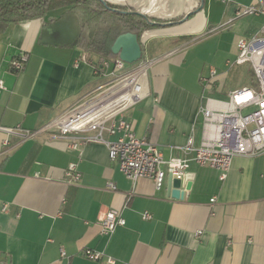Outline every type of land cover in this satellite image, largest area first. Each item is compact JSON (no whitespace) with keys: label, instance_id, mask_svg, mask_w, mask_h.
Listing matches in <instances>:
<instances>
[{"label":"crops","instance_id":"crops-1","mask_svg":"<svg viewBox=\"0 0 264 264\" xmlns=\"http://www.w3.org/2000/svg\"><path fill=\"white\" fill-rule=\"evenodd\" d=\"M103 1L167 25L142 35L145 58L158 61L147 73L145 99L116 120L127 121L138 138L160 147L165 160L187 157L180 149L191 136L200 144L201 109L207 101L227 102L231 92L256 86L240 71L230 76L237 67V43L227 51L234 62L228 58L225 63L207 44L193 49L189 44L196 43L195 35L201 34V41L215 35L214 29L235 20L238 7L251 5L221 3L225 9L219 15L206 0ZM69 11L52 10L0 33V79L5 86L1 127L20 125L35 131L115 81L111 70L96 73L102 58L82 49L81 21ZM247 17L251 19L245 24L237 27V19L224 30L237 27L239 39L251 37L264 24V16ZM155 39L164 49L153 57L147 45ZM22 53L28 61L23 71L15 72L11 62ZM106 139L115 141L117 135ZM71 164L81 176L73 186L65 176ZM188 183L192 186L186 192ZM181 190L187 194L184 199L170 196L168 177L159 191L150 179L130 180L101 143L88 144L80 153L50 133L20 142L0 131V262L264 264V154L236 157L225 181L217 171L192 162ZM110 211L120 213L125 225L107 236L102 223ZM145 213L150 220L143 219ZM85 250L104 258L89 260Z\"/></svg>","mask_w":264,"mask_h":264},{"label":"built area","instance_id":"built-area-1","mask_svg":"<svg viewBox=\"0 0 264 264\" xmlns=\"http://www.w3.org/2000/svg\"><path fill=\"white\" fill-rule=\"evenodd\" d=\"M216 1L225 5L236 3V0ZM255 2V5L238 7L235 20L247 16H264V0ZM235 20L214 29L212 33L230 27ZM237 50L235 65H249L256 86L231 92L227 102L211 99L207 101L206 106L201 109L203 133L200 144L197 145L195 138L191 136L180 149L187 157L165 160L160 147L138 138L127 121L116 120L147 96L139 95V92L143 89V81L146 83L149 69L158 61L156 58H144L128 67L119 58L101 59L99 63L102 67L98 69L95 65L96 73L103 75L106 74L105 70H111L110 75L115 78L112 85L35 131L20 125L13 128L0 126V131L9 137H17L20 142L50 133L53 139L67 140L69 148L80 153L88 144H104L108 148L111 162L117 163L127 178L134 182L150 179L158 191L164 187L169 176L184 181L192 162L217 171L220 179L225 181L236 157L254 158L264 154V24L256 34L239 39ZM85 60L86 57H83L82 61ZM27 61L28 56L22 53L11 62V68L15 72H21ZM215 75L216 72L212 70L211 76L214 78ZM4 89V82L0 79V96ZM107 135H117V139L109 141L106 139ZM4 145L8 146L9 141L6 140ZM65 176L66 183L71 186L77 185L81 177L75 164L68 167ZM109 189L115 191L116 187L109 184ZM6 209L4 206L3 211ZM143 219L150 220L151 215L145 213ZM124 225L125 220L121 214L110 211L103 220L102 233L110 236ZM83 256L92 261L104 258L102 253L92 250L83 251ZM108 264H114V260L108 259Z\"/></svg>","mask_w":264,"mask_h":264},{"label":"trees","instance_id":"trees-1","mask_svg":"<svg viewBox=\"0 0 264 264\" xmlns=\"http://www.w3.org/2000/svg\"><path fill=\"white\" fill-rule=\"evenodd\" d=\"M61 8H70L68 14L81 21L82 49L107 60L118 58L111 53V47L118 36L134 33L141 41L144 33L167 26L133 10L108 4L103 0H0V33L11 24L42 19L47 12ZM185 19L186 17H183L173 21L172 26L180 24ZM145 57L144 49L142 59ZM101 67L102 65L97 63V68ZM250 73L253 75L252 70Z\"/></svg>","mask_w":264,"mask_h":264},{"label":"rangeland","instance_id":"rangeland-1","mask_svg":"<svg viewBox=\"0 0 264 264\" xmlns=\"http://www.w3.org/2000/svg\"><path fill=\"white\" fill-rule=\"evenodd\" d=\"M206 1H207V4H209V6H212L214 11H216L219 15L223 14V11L225 9V6H223V4H221L219 2H216L214 0H206ZM254 1L255 0H252V1L251 0H237L238 3L243 4V5H252V4L255 5ZM249 19H251V17H244L242 19H238L235 24H237V27H238V25L240 23L241 24H245L246 21L249 20ZM237 27L236 28L234 27L231 31H229V30L228 31L227 30L226 31L225 30H220L215 35L213 34L214 38L212 40H210V37L212 38L213 36H210L207 39H205L204 41H201V39H199L201 34L200 35H195L193 37V39L194 40L196 39L195 40L196 43H191L190 42V44H189L190 46L188 48L189 49H193V48H197V47H199V46H201L203 44H207V46L210 48V50L213 53H217L218 54L217 58H219V60H222L223 63H225V60L228 59V58H229L230 61L234 62L233 58L230 57V55L227 54V51L230 49L231 46L233 47V45L235 43H237V41L240 38V36L238 35V32H237ZM220 36L224 37V39H227V40H225V42L223 41L224 39L221 41L220 40ZM188 40H191V39L188 38ZM218 41H219V46H218V43H217ZM180 43H181V40L175 41V44L179 45ZM224 43H226L228 46H226ZM220 46L222 47L221 49H220ZM147 49H148V51L150 50L151 56L156 57V55H159L160 52L164 49V47L161 46V43L159 42V40L155 39V40H152V41L149 42V44L147 45ZM200 51H202V48H200ZM200 51H198V52H200ZM215 68H217V70H218V67H215ZM225 69L226 68H224L223 70H225ZM234 71H238V72L240 71L242 74L245 73V78H246V81L248 82V84L251 82V80H254V77L250 73V70L247 67V65L243 66V67H239V66L234 67V69L231 70V75H230L232 78L235 76L234 75V73H235ZM228 84H229V82H228Z\"/></svg>","mask_w":264,"mask_h":264},{"label":"water","instance_id":"water-1","mask_svg":"<svg viewBox=\"0 0 264 264\" xmlns=\"http://www.w3.org/2000/svg\"><path fill=\"white\" fill-rule=\"evenodd\" d=\"M145 49L143 43L134 33H125L117 37L111 47V53L117 56L125 63V66H130L142 60L143 50ZM183 181L168 177L169 194L175 199H184L187 194L182 192ZM192 184L188 183L186 192L191 189ZM173 188V190H172Z\"/></svg>","mask_w":264,"mask_h":264},{"label":"bare ground","instance_id":"bare-ground-1","mask_svg":"<svg viewBox=\"0 0 264 264\" xmlns=\"http://www.w3.org/2000/svg\"><path fill=\"white\" fill-rule=\"evenodd\" d=\"M146 83L145 81H143V89L139 92V95H142V94H147V91H146Z\"/></svg>","mask_w":264,"mask_h":264}]
</instances>
